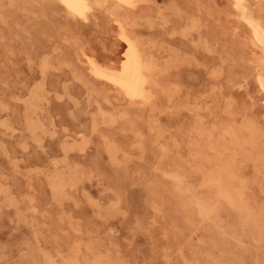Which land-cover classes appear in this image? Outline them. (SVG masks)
<instances>
[{"label":"rangeland","instance_id":"374dc122","mask_svg":"<svg viewBox=\"0 0 264 264\" xmlns=\"http://www.w3.org/2000/svg\"><path fill=\"white\" fill-rule=\"evenodd\" d=\"M252 23L264 0H89L84 17L0 0V264H264ZM122 33L134 90L92 68L123 63Z\"/></svg>","mask_w":264,"mask_h":264},{"label":"bare ground","instance_id":"6f19581e","mask_svg":"<svg viewBox=\"0 0 264 264\" xmlns=\"http://www.w3.org/2000/svg\"><path fill=\"white\" fill-rule=\"evenodd\" d=\"M62 6L72 15L84 17L89 10V0H58ZM124 6H130L132 0H118ZM237 8L242 10L245 0H234ZM254 32L264 47V28L258 23H252ZM123 28V27H122ZM125 30V29H124ZM124 33V32H123ZM122 33V39L126 45V53L123 63L119 67L101 66L92 61V68L96 75L101 76L113 84L120 87H127L134 90L138 83V71L140 68V58L137 46L133 40ZM93 59V58H92ZM117 64V63H116ZM261 85L264 90V78H261ZM259 82V81H258Z\"/></svg>","mask_w":264,"mask_h":264}]
</instances>
